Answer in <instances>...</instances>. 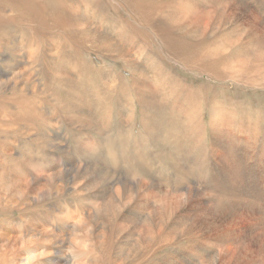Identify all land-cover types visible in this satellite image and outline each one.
I'll use <instances>...</instances> for the list:
<instances>
[{
    "label": "rangeland",
    "instance_id": "rangeland-1",
    "mask_svg": "<svg viewBox=\"0 0 264 264\" xmlns=\"http://www.w3.org/2000/svg\"><path fill=\"white\" fill-rule=\"evenodd\" d=\"M133 1L95 2L102 15L119 3L122 28L74 3L81 11L74 21L78 29L72 35L51 31L39 54L22 43L24 31L7 30L13 39L8 47L0 44V171L11 174L12 203L5 208L0 202V259L10 254L4 264H15L11 260L32 252L46 237L45 253L52 249L53 254L42 256L44 264H54V258L62 264L80 262L85 241L101 264H264V91L184 69L171 57L173 42L166 47L152 34L164 27L162 22L149 25L145 15L127 19ZM226 1L240 8L238 13L255 8L264 14V3L257 0ZM215 2L181 5L192 21L190 36L184 30L181 37L194 52L197 45L211 43L212 23L202 35L196 19L204 5L213 8ZM178 4L170 3L169 13H181ZM235 21L226 22L221 32L231 33ZM132 29L148 35L150 55L142 52ZM129 36L134 39L128 41ZM94 42L110 46L98 48ZM240 43L235 51L240 50L229 56L245 54ZM252 43L251 56L261 60L264 34ZM29 53L35 57L30 66ZM163 58L164 77L158 70ZM14 73L22 78L8 90L5 75ZM215 107L231 128H225L226 121L218 125V142L211 128ZM245 139H251L249 147ZM76 214L86 215L77 232ZM162 218L170 220L160 232ZM145 228L158 234L152 249L142 242L145 253L139 249L140 255L129 258Z\"/></svg>",
    "mask_w": 264,
    "mask_h": 264
},
{
    "label": "bare ground",
    "instance_id": "bare-ground-1",
    "mask_svg": "<svg viewBox=\"0 0 264 264\" xmlns=\"http://www.w3.org/2000/svg\"><path fill=\"white\" fill-rule=\"evenodd\" d=\"M96 1L97 0H90L89 2H86L84 0H80V2H78L77 0H0V44L3 45V46H7L8 47L9 46V41H10L11 38L13 39V37L6 36V35H11L10 32H9L10 30L9 31H7V30L10 29V28H13V27L19 28L22 31H24L25 34H26V37L25 36L24 37H21V39L23 40L22 43L25 44L26 46H30L31 47V49H29V52H31V54H32V52L35 53V54H39L40 53V51H39L40 45L48 42V35L50 34L51 31H61L62 33L65 32V33H67L69 35H72V33H74V31H76V29H78L77 27H74V21L76 19L80 18L78 15H79V13L81 11H80V9H78L79 7L74 6V3H78L79 5L87 6L86 10H84V11H88L89 7H91L94 11H98V8H97L96 3H95ZM101 1L102 0H99V2H101ZM174 1L175 0H134L133 1V6H132V11L128 14L127 19L128 20H136L139 17L145 15V16L151 18L149 20V22H148L149 25H154L157 21L162 22V24L164 25V27L161 28V29H159V30L152 31V34H155L156 35L155 37L157 39H159V41L164 46H166V47H168L169 45H171L170 42H173L174 49H172V48H170V49L172 51L171 53H174V54H172V55L170 54V55H171V57L173 56V60H175L182 67H184V69L189 70L191 68H194L199 73V76L201 74H206L208 78L215 79V81L217 79L220 80L219 81L220 83H221V81H227V79H230L232 81L231 83L234 86H236V87L244 86V87H246L248 89L250 87L251 89H254V90H257V89L262 88V92H263L264 91V56L263 57L260 56L261 57V60H259L257 58V56L252 57L251 56V52L252 51L250 50V46L249 45H251L252 42L257 41L259 39V36L261 34H264V14L261 13V11L259 9H255V8L252 9L253 12H250V13H249V10H243L241 13H238V11H240V8L233 7L231 5L230 1L227 2L226 0H217L216 2L214 0V2L216 3V5L213 8H211V6H210L211 3L210 4L207 3L206 5L203 6L202 10L199 11V17H197L196 20L200 23L199 26H201V29L203 30L202 35L203 34H206V32H208V29H209L208 26L211 25V23H212V25H213L212 26L213 31L211 32V35H212V39H213V37H215L216 40L215 39L214 40L211 39V43L209 42L208 45H207V47H206V44L197 45L198 46V49L197 50H199L198 52H200V55L198 54L199 56H197L196 53H198V52H194L196 48L194 49L190 45L188 47H186V44H185L186 41L183 39L184 37H181V35L183 34V31L184 30H187L188 31V29L190 28V26H192V21H190V16H189L190 15L189 14L190 12L188 11V9L181 8V5H185L187 0H179L178 6L180 5V11H181V13H178V14L169 13V10H170L169 9L170 8L169 5H170V3H173ZM196 1L197 0H188V2L190 4L195 3ZM257 1L264 3V0H257ZM236 3H238V2H236ZM118 4L119 3H116L115 5H113L112 8H111V11L108 12V14L102 15L98 11L97 12V15L101 16V19H104L102 17L107 18V20L111 24L115 25V27H121V24H122V15L118 11V8H117L118 7ZM212 4H213V1H212ZM232 4H233V2H232ZM196 15H197V13H196ZM233 18L236 20L235 21L236 23H235V27L232 30H230L232 32L231 33H228V34H227V32L224 33V31L221 32L220 28L223 29V27L226 26V22H230L231 23V21H233ZM201 23H204L203 28H202V24ZM135 24H138V23L135 21ZM89 26H90V28H92V29L95 30V28H94L93 24H91V22H89ZM229 26H231V25L229 24ZM229 26H228V28H229ZM145 29H146V33H149L150 32V26H146ZM174 29H176L177 31L174 32L173 31ZM246 29H249V31H252V36L250 35L251 32L249 33ZM238 31H242V33L240 34V36L237 35ZM130 33H131V36L132 35L137 36L138 41H139V46L141 47L142 52H144V54H146V53L149 54L150 52L147 51V48H148V45H149L150 42H148V40L146 39L148 35L143 36L137 30L134 31V29H132L130 31ZM188 33H189V31L187 32V35H189ZM195 33H197V32H195ZM120 36H122V35H120ZM200 37L201 38L202 37H205V39H206V36H200ZM200 37H199V39H200ZM133 39H134V37H130L129 36L127 40L128 41H131ZM237 42L238 43L242 42V44H243L242 46H243V50H245V54L242 53L243 55L241 57H237L236 56L237 54L235 53L236 54L235 55L236 58H232L229 55L231 53L234 54V52H237L238 50H240V49L237 48L238 50L235 51L236 50V47H238L237 46ZM261 44H263V42H261ZM92 46H95V47H98V48H100V47L108 48L110 45L97 44L96 42H94L92 44ZM134 53H135V51H134ZM138 54L140 55V53H138ZM44 55H45V53H44ZM0 58H2L1 55H0ZM28 59H29L28 60L29 61L28 66H30L32 60L35 59V57H34V55H31L30 56V53H29ZM165 61H166L165 58H163L164 67H161L160 69H158L163 77L167 74V73H164V71H166V69H167V66L165 64ZM40 67H42V66L40 65ZM61 69L62 68H60V70ZM61 73H63V72H61ZM5 76H6V79H7V82H6L7 85H5V86H6V88L8 90H11L13 83H15V81L19 77L22 78V74H20V73H16V74L14 73V74H11V76H7V75H5ZM168 77H169V75H168ZM28 80H30V77H29ZM163 81H165V80H163ZM169 82H171V80H169ZM193 88L194 87L192 86V89ZM239 88H241V87H239ZM194 90H196V89L194 88ZM254 90H251V91H254ZM146 92H147V85L145 83L144 86H141L140 94L143 96ZM215 94H217V92H215ZM181 95H183V94H181ZM57 96H59V95H57ZM193 96H191V97H193ZM186 97L189 98V94H188V96L186 95ZM143 99L144 98H142V100ZM190 99H194L195 100L196 98L193 97V98H190ZM61 101H64V100H61ZM148 101H150V100H148ZM198 101H200V100H198ZM199 103H201V102H199ZM145 105L146 104L144 102L141 103L142 108H144L145 110H149V109H147V108L144 107ZM20 106H22V105H20ZM201 107H202V105H201ZM220 111L221 112H219L218 108L215 107L214 114H212V117L214 118L213 119V126L211 127V128H213V131H214L212 133V135L213 134L215 135V138H216L215 140L217 142L219 140V135H220V131H219L218 125L221 126L222 125V122H225V121H226L225 124L227 123V120L224 121V118H225L224 115L225 114L222 113V110H220ZM144 112H146V111H144ZM142 117H143V121L145 123L146 117L143 114H142ZM230 117H231V115H230ZM2 118H4V117H2ZM228 120H230L229 117H228ZM231 120H232V118H231ZM4 123H5V119H4ZM154 123H156V122H154ZM170 124H174V123L173 122L172 123L170 122ZM197 124L200 125L199 123H197ZM5 127H7V126H5ZM174 127L176 128V125L175 124H174ZM226 127L227 128H230V126L228 124H226L225 128ZM9 131H11V130H9ZM229 131L230 130H228L227 132H229ZM251 132H252V135H254L255 133H257L255 131H251ZM170 133L171 132L168 131L167 136L169 138H171V134ZM1 134H3V133H1ZM252 135H249V136H252ZM257 141H258V139H257ZM3 144H1V145H3ZM4 145H6V144H4ZM245 145L247 147H249L251 145V139H245ZM2 153H4V152H2ZM2 170H4V171L3 172L0 171V172H2V173H0V176H3V178L0 177V188L2 187L3 194L2 193L0 194V202L6 208L8 205H10L12 203V199L11 198H8L9 194L11 193V192L8 193V191H10L12 189L11 182H10L11 174H10V172L8 170H6V171H5V169H2ZM115 173H116V171H115ZM13 176H14V174H13ZM124 182H125V180H124ZM118 185H119V183H118ZM120 187H121V185H120ZM126 192L128 193V191H126ZM124 193H125V191H124ZM128 194H130V193H128ZM120 195L121 194L119 193L117 195V197H121ZM79 196H81V195H79ZM80 205H81V201H80ZM68 215L69 214H67V217H68ZM90 215L91 214H89L88 217H90ZM85 216L81 217L79 214H76L75 215V217H77V218L74 219V231L75 232L78 231L77 229H80L81 223H83V221L85 220ZM69 218H70V216H69ZM64 219H66V218H64ZM168 220H170V219L169 218H162V219L159 220L158 224L161 226L160 232L164 231V229L169 225ZM32 225H34V224H32ZM42 230H44V229H42ZM36 231L37 232L40 231V228H38ZM43 234H44V231L41 234L42 237H44ZM157 236H158V234L155 233L153 230H149V229H146V228H145V230H142L141 232H139L138 233V239L136 240L138 242H136V246H134V248L132 249V251L128 254L129 255V258H133L134 259L137 255H140L138 253V250L139 249H140V251L142 253L143 252L145 253V249L142 250V242H145L147 244V248L152 249L151 245L157 239ZM45 240H46V237H44V240H43L44 243H41L40 242L36 246H32V249H33L32 252L28 249L27 251L21 253L20 255H18L16 258H14L11 261H14L15 264H44V263H42V258L45 256V254H49V253L50 254H53V250L52 249L50 250L49 253L48 252L45 253L46 252V249H47L46 246L49 247V244H47V242ZM87 242L88 241H85L82 244V247H81L82 249H81V252H80L82 254V256L80 258V262L77 263V260H78L77 259V260H74V264H88V263L89 264H101L100 262H98V260H96V259L93 258V256L95 255L94 249L92 247L88 246ZM47 251H49V250H47ZM150 251L151 250L148 251V254L150 253ZM9 256H10V254H9ZM9 256L6 254L5 256H3V259L1 257L0 264H4V263L10 262L8 260ZM77 257H78V255H77ZM51 258H53V257H51ZM53 261L55 262L54 264H62V262H63L59 258H57V259L54 258ZM127 262H128V260H127ZM125 263L126 262H123V264H125ZM107 264H111V263L109 262ZM214 264H228V263L215 262ZM258 264H263V263L261 261V263L259 262Z\"/></svg>",
    "mask_w": 264,
    "mask_h": 264
}]
</instances>
